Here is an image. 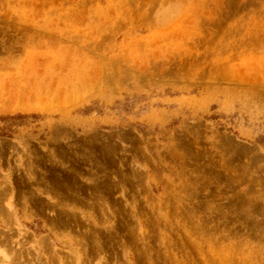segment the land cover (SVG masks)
<instances>
[{"label":"rangeland","instance_id":"374dc122","mask_svg":"<svg viewBox=\"0 0 264 264\" xmlns=\"http://www.w3.org/2000/svg\"><path fill=\"white\" fill-rule=\"evenodd\" d=\"M0 264H264V0H0Z\"/></svg>","mask_w":264,"mask_h":264}]
</instances>
